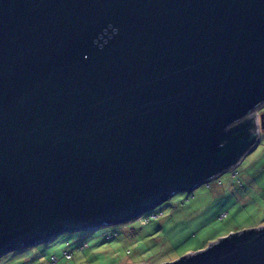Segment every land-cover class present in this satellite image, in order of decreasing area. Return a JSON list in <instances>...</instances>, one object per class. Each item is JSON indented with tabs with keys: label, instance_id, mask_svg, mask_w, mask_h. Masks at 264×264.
Listing matches in <instances>:
<instances>
[{
	"label": "water",
	"instance_id": "95a60500",
	"mask_svg": "<svg viewBox=\"0 0 264 264\" xmlns=\"http://www.w3.org/2000/svg\"><path fill=\"white\" fill-rule=\"evenodd\" d=\"M263 105L264 0H0V257L210 182ZM161 264H264V226Z\"/></svg>",
	"mask_w": 264,
	"mask_h": 264
},
{
	"label": "rangeland",
	"instance_id": "374dc122",
	"mask_svg": "<svg viewBox=\"0 0 264 264\" xmlns=\"http://www.w3.org/2000/svg\"><path fill=\"white\" fill-rule=\"evenodd\" d=\"M263 112L264 105L256 116ZM154 211L161 216L147 225L135 219L64 233L13 250L0 264H161L206 249L231 232L264 226V132L234 168L192 192L176 193Z\"/></svg>",
	"mask_w": 264,
	"mask_h": 264
},
{
	"label": "trees",
	"instance_id": "16d2710c",
	"mask_svg": "<svg viewBox=\"0 0 264 264\" xmlns=\"http://www.w3.org/2000/svg\"><path fill=\"white\" fill-rule=\"evenodd\" d=\"M249 131L253 132L254 128L250 129ZM152 214H157L158 216L157 217H153ZM160 216H161V213H159L157 211H154V212L149 211L146 214L142 215L141 219H138V220H139L141 225H147L150 222L151 219L159 218Z\"/></svg>",
	"mask_w": 264,
	"mask_h": 264
},
{
	"label": "built area",
	"instance_id": "2783aa9c",
	"mask_svg": "<svg viewBox=\"0 0 264 264\" xmlns=\"http://www.w3.org/2000/svg\"><path fill=\"white\" fill-rule=\"evenodd\" d=\"M152 216H153V217H157L158 215H157V214H152ZM141 217H142V216H141ZM141 217L138 218V219H141Z\"/></svg>",
	"mask_w": 264,
	"mask_h": 264
}]
</instances>
